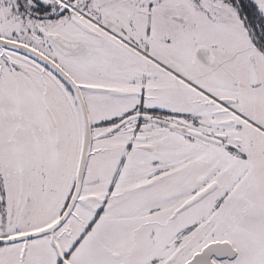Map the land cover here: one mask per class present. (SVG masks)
Here are the masks:
<instances>
[{
	"label": "snow or ice",
	"instance_id": "snow-or-ice-1",
	"mask_svg": "<svg viewBox=\"0 0 264 264\" xmlns=\"http://www.w3.org/2000/svg\"><path fill=\"white\" fill-rule=\"evenodd\" d=\"M0 264H264V0H0Z\"/></svg>",
	"mask_w": 264,
	"mask_h": 264
}]
</instances>
